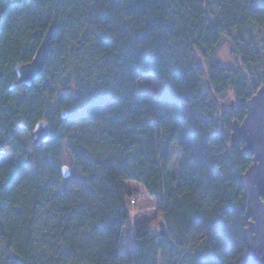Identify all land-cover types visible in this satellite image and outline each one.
<instances>
[{
    "label": "trees",
    "instance_id": "trees-1",
    "mask_svg": "<svg viewBox=\"0 0 264 264\" xmlns=\"http://www.w3.org/2000/svg\"><path fill=\"white\" fill-rule=\"evenodd\" d=\"M50 27L44 72L10 90ZM260 27L264 0H0V264H245L252 157L230 134L264 88L246 73ZM228 36L238 68L216 59ZM147 76L157 96L137 90ZM128 182L156 200L164 237L133 221Z\"/></svg>",
    "mask_w": 264,
    "mask_h": 264
},
{
    "label": "water",
    "instance_id": "water-1",
    "mask_svg": "<svg viewBox=\"0 0 264 264\" xmlns=\"http://www.w3.org/2000/svg\"><path fill=\"white\" fill-rule=\"evenodd\" d=\"M53 28L43 37L32 60L14 68L16 80L10 90L17 87H30L44 72L46 59L50 55V46ZM66 117V113L62 114ZM50 136V126L47 122H39L31 133L34 146L46 143ZM231 142L244 143V152L252 157V165L240 177L246 197L245 221L247 227L243 232L246 251L245 264H264V88H259L256 93L245 103V117L241 123L235 122L231 128ZM62 175L69 177L66 166L62 168ZM158 235H166L163 221L158 224Z\"/></svg>",
    "mask_w": 264,
    "mask_h": 264
},
{
    "label": "rangeland",
    "instance_id": "rangeland-1",
    "mask_svg": "<svg viewBox=\"0 0 264 264\" xmlns=\"http://www.w3.org/2000/svg\"><path fill=\"white\" fill-rule=\"evenodd\" d=\"M252 33L255 34L259 57L258 61L250 66L246 73L251 74L253 80H258L264 78V27L252 28ZM216 59L226 68H238L240 62L236 55L233 53L231 46V38L228 36L225 38L217 51ZM147 89L151 92L153 96H157L159 93V85L153 76H147L137 83V90ZM17 138L27 146L31 145L29 137L22 130L18 131ZM64 166H68V160L66 158V152L63 151V161ZM180 165L179 155L175 154L173 159V167L178 168ZM126 187L130 188L137 193H139V204L138 211L133 215V221L138 222H149L152 232L159 233L158 224L161 217L157 215L156 212V200L149 197L144 189L136 183H126ZM132 247V239L129 236L127 229L124 228L121 233L119 249L121 252H128Z\"/></svg>",
    "mask_w": 264,
    "mask_h": 264
}]
</instances>
